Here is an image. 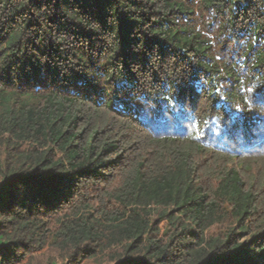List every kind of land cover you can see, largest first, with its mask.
Returning <instances> with one entry per match:
<instances>
[{"label":"trees","instance_id":"1","mask_svg":"<svg viewBox=\"0 0 264 264\" xmlns=\"http://www.w3.org/2000/svg\"><path fill=\"white\" fill-rule=\"evenodd\" d=\"M39 259L264 264V0H0V264Z\"/></svg>","mask_w":264,"mask_h":264},{"label":"rangeland","instance_id":"2","mask_svg":"<svg viewBox=\"0 0 264 264\" xmlns=\"http://www.w3.org/2000/svg\"><path fill=\"white\" fill-rule=\"evenodd\" d=\"M58 252L55 250H51V249H46L44 250L42 253H40L41 255L44 256V258H47L49 256H52V255H56ZM42 261V264H46L47 262V259H39Z\"/></svg>","mask_w":264,"mask_h":264}]
</instances>
